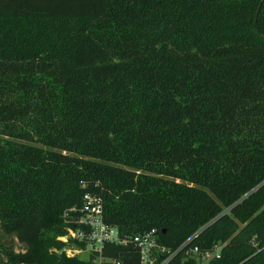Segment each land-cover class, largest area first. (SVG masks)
Instances as JSON below:
<instances>
[{
  "label": "trees",
  "instance_id": "obj_1",
  "mask_svg": "<svg viewBox=\"0 0 264 264\" xmlns=\"http://www.w3.org/2000/svg\"><path fill=\"white\" fill-rule=\"evenodd\" d=\"M86 191L167 264H264V0H0V264H88Z\"/></svg>",
  "mask_w": 264,
  "mask_h": 264
},
{
  "label": "built area",
  "instance_id": "obj_2",
  "mask_svg": "<svg viewBox=\"0 0 264 264\" xmlns=\"http://www.w3.org/2000/svg\"><path fill=\"white\" fill-rule=\"evenodd\" d=\"M65 218L69 221V225L67 226V231L60 238L66 244H69V242L77 244V240L85 241L86 250H89L90 255H94V261L99 260V264H103L104 261L122 264L119 258L103 255L102 250L106 242L123 245H128L129 243L137 244L141 251V264H167L175 253V251H170L159 242L156 227L134 235L121 234L117 225L106 220L104 197L96 191H86L83 195L82 203L70 207L65 212ZM188 241L189 239L182 246ZM217 246L218 244L212 250L207 251H201L198 246H192L187 250V253L209 258L210 262L213 257L220 256L221 248H217ZM63 250L68 255H76L83 251V247L80 245H68L63 247ZM164 251L170 252L166 256L161 257Z\"/></svg>",
  "mask_w": 264,
  "mask_h": 264
},
{
  "label": "rangeland",
  "instance_id": "obj_3",
  "mask_svg": "<svg viewBox=\"0 0 264 264\" xmlns=\"http://www.w3.org/2000/svg\"><path fill=\"white\" fill-rule=\"evenodd\" d=\"M62 235V234H61ZM61 235H58V239H61L60 238V236ZM3 243H5V244H13L14 245V247H15V249H17V250H20V249H22L23 248V243L21 242V241H19V239L17 238V237H7V236H5L1 231H0V258L4 255V252H3V250H2V246H3ZM225 242H219L218 243V246H217V248H221V246L224 244ZM68 245H71V246H78L77 244H74V243H72V242H69V244H64V246H62V247H65V246H68ZM87 249V247L85 246V247H83V251H81L80 253H79V255L82 257V258H84V259H86V260H88V264H99V260H96V261H90L89 260V258H90V252H89V250H86ZM216 250V249H215ZM214 253H215V251H214ZM198 257V260H199V263L200 264H208V262H209V258H206V257H203V256H197Z\"/></svg>",
  "mask_w": 264,
  "mask_h": 264
}]
</instances>
